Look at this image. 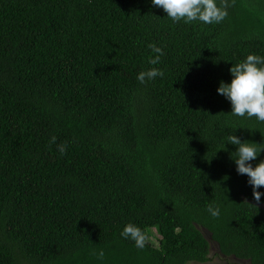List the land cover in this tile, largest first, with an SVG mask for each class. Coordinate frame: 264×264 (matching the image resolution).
<instances>
[{
    "label": "trees",
    "instance_id": "16d2710c",
    "mask_svg": "<svg viewBox=\"0 0 264 264\" xmlns=\"http://www.w3.org/2000/svg\"><path fill=\"white\" fill-rule=\"evenodd\" d=\"M226 3L205 25L151 0H0V264H201L214 243L264 264V202L225 142L264 147V123L216 91L264 56V0Z\"/></svg>",
    "mask_w": 264,
    "mask_h": 264
},
{
    "label": "clouds",
    "instance_id": "9594fccd",
    "mask_svg": "<svg viewBox=\"0 0 264 264\" xmlns=\"http://www.w3.org/2000/svg\"><path fill=\"white\" fill-rule=\"evenodd\" d=\"M151 4L162 9L173 22L183 21L189 24L197 21L211 25L222 22L228 16L226 0H151ZM149 47L156 54L149 63L159 64L160 58L164 55L162 48L154 44H150ZM228 71L231 79L228 82L221 80L216 91L230 102L231 115L255 117L258 122L264 123V56L249 53L242 61L231 64ZM163 75L161 69L152 67L139 72L136 78L143 84ZM225 142L236 146L235 156L231 155V158L237 174L247 177L256 207L264 202L262 201L264 192L259 190L264 188V159H260L254 166L252 162L257 160L258 155L264 151V147L259 146L260 143L242 140L234 134L228 136ZM60 150L62 153L65 151L63 147ZM208 212L212 217L218 218L221 215L219 206H209ZM120 235L134 242L139 249L145 247L148 239L144 231L133 223L125 224ZM99 256L103 257L102 251Z\"/></svg>",
    "mask_w": 264,
    "mask_h": 264
},
{
    "label": "rangeland",
    "instance_id": "374dc122",
    "mask_svg": "<svg viewBox=\"0 0 264 264\" xmlns=\"http://www.w3.org/2000/svg\"><path fill=\"white\" fill-rule=\"evenodd\" d=\"M154 235H156V233L154 232ZM152 241L155 242V240L152 238ZM217 247H216V244L214 243L212 246H211V249H210V253H211V260L206 262V263H201V264H249L248 262H244L242 260H239V259H236V258H233V257H227L225 258L224 256L220 257V256H216L215 255V252H217ZM220 255V254H218Z\"/></svg>",
    "mask_w": 264,
    "mask_h": 264
}]
</instances>
